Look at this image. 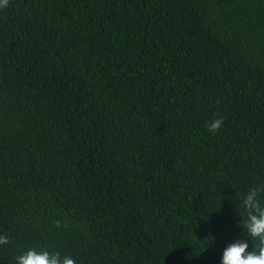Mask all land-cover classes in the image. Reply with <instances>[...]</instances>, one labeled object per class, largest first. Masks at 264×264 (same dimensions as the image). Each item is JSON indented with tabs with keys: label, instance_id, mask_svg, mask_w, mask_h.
I'll return each mask as SVG.
<instances>
[{
	"label": "trees",
	"instance_id": "16d2710c",
	"mask_svg": "<svg viewBox=\"0 0 264 264\" xmlns=\"http://www.w3.org/2000/svg\"><path fill=\"white\" fill-rule=\"evenodd\" d=\"M260 184L264 0L0 7V264H221Z\"/></svg>",
	"mask_w": 264,
	"mask_h": 264
},
{
	"label": "clouds",
	"instance_id": "9594fccd",
	"mask_svg": "<svg viewBox=\"0 0 264 264\" xmlns=\"http://www.w3.org/2000/svg\"><path fill=\"white\" fill-rule=\"evenodd\" d=\"M8 0H0V7H5ZM222 127V118H216L208 124L210 132L215 133ZM264 184L249 188L242 199V207L246 214L240 223L245 234L253 241V248L243 240L229 244L222 254L221 264H264ZM240 216V215H239ZM241 217V216H240ZM59 226L60 222H55ZM9 243L8 237L0 235V245ZM16 264H76L68 255L61 256L59 252L37 251L29 249L15 258Z\"/></svg>",
	"mask_w": 264,
	"mask_h": 264
}]
</instances>
